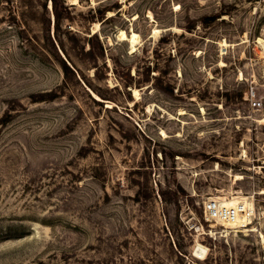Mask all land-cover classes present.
<instances>
[{"label": "rangeland", "instance_id": "1", "mask_svg": "<svg viewBox=\"0 0 264 264\" xmlns=\"http://www.w3.org/2000/svg\"><path fill=\"white\" fill-rule=\"evenodd\" d=\"M73 2L0 0V264H264V0Z\"/></svg>", "mask_w": 264, "mask_h": 264}, {"label": "bare ground", "instance_id": "2", "mask_svg": "<svg viewBox=\"0 0 264 264\" xmlns=\"http://www.w3.org/2000/svg\"><path fill=\"white\" fill-rule=\"evenodd\" d=\"M73 1L77 2L78 0H73ZM110 15H111V13H110ZM98 26H99V24L96 23L93 27V30L98 29ZM118 32H119V34H118L119 41L128 42L130 45L129 46L130 51L135 52L136 51V45L140 39L139 35L132 30L130 31V33L124 32L123 30H119ZM159 33H160V31L154 30L153 34H154V36H157ZM257 42L260 45V47H262L261 56L264 59V41L261 38H258ZM220 45L222 46V48L223 47L225 48L228 44L225 41H221ZM224 48H223V50H224ZM133 96L136 100L140 99V92L138 89H133ZM95 97L100 100V98L96 94H95ZM110 106L108 105L107 107L109 108ZM181 114L184 115L185 111L181 112ZM260 121H264V120L260 119ZM163 135H165V134L163 133ZM230 172H229V174H231ZM233 175L237 181L242 179L241 176H239V175H235V174H233ZM224 194H226V192ZM213 199L218 202L219 208L222 211L225 209L229 212H232L234 215V217H231V218L229 217V218H226L225 220H219L218 225H220L225 230L224 231L225 233L230 230V232L236 233V235H237V233L243 234V232L246 233V232H252V231L257 230V229L256 230H254V229H248V230L243 229L242 231L240 230L241 228L249 227V225L252 224V219L257 216V214H256L257 210L255 208V200H254L253 196L247 197V196H241L240 194L239 195L230 194L228 196L218 197V198H213ZM215 226L216 225H213V227H215ZM212 232H211V234H212ZM259 237L261 239H264L263 234L260 235ZM207 251H208V249L199 243L195 244V246L193 247L194 256L197 258H200L202 260H204L205 257L207 256Z\"/></svg>", "mask_w": 264, "mask_h": 264}, {"label": "built area", "instance_id": "3", "mask_svg": "<svg viewBox=\"0 0 264 264\" xmlns=\"http://www.w3.org/2000/svg\"><path fill=\"white\" fill-rule=\"evenodd\" d=\"M250 107L254 111H259V109L263 108V103L261 101V97L257 95V93L252 90L249 97ZM204 214L206 216V220L208 222L217 223L219 220H225L226 218L234 217L232 212L227 210H221L219 208L218 202L214 199H209L206 201L204 206Z\"/></svg>", "mask_w": 264, "mask_h": 264}, {"label": "trees", "instance_id": "4", "mask_svg": "<svg viewBox=\"0 0 264 264\" xmlns=\"http://www.w3.org/2000/svg\"><path fill=\"white\" fill-rule=\"evenodd\" d=\"M100 15H101V19H103L104 17H105V13L104 12H100ZM56 18H57V20L59 19V17H58V15L56 16ZM62 68H63V70L67 73V72H70V73H72L73 71H71L69 68H68V66L63 62L62 63ZM97 96L100 98V100H101V98H103L99 93H97ZM98 104H99V102H98Z\"/></svg>", "mask_w": 264, "mask_h": 264}, {"label": "water", "instance_id": "5", "mask_svg": "<svg viewBox=\"0 0 264 264\" xmlns=\"http://www.w3.org/2000/svg\"><path fill=\"white\" fill-rule=\"evenodd\" d=\"M94 96V95H93ZM95 98V97H94ZM96 99V98H95ZM97 101H101V100H98V99H96Z\"/></svg>", "mask_w": 264, "mask_h": 264}]
</instances>
